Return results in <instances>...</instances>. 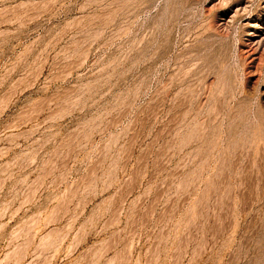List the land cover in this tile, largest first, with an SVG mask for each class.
<instances>
[{
	"label": "rangeland",
	"instance_id": "obj_1",
	"mask_svg": "<svg viewBox=\"0 0 264 264\" xmlns=\"http://www.w3.org/2000/svg\"><path fill=\"white\" fill-rule=\"evenodd\" d=\"M0 264H264V0H0Z\"/></svg>",
	"mask_w": 264,
	"mask_h": 264
}]
</instances>
